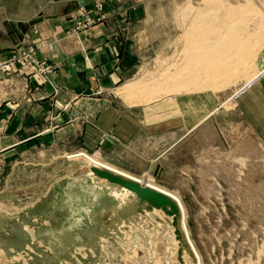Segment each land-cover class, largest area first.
Segmentation results:
<instances>
[{"label": "rangeland", "instance_id": "374dc122", "mask_svg": "<svg viewBox=\"0 0 264 264\" xmlns=\"http://www.w3.org/2000/svg\"><path fill=\"white\" fill-rule=\"evenodd\" d=\"M53 1L0 0V37L8 35L13 21L25 35L28 24L42 18L40 12L53 9ZM139 3L148 16L143 32L129 34L128 77L109 91L114 102L172 107L175 98L199 93L216 101L218 108L212 112L216 119L235 110L238 97L264 74V0ZM120 4L123 0L78 1L65 36L79 37L105 24ZM189 29L196 30L193 34ZM237 33L255 48L247 66L236 63L214 76L204 70L196 76L193 66L198 59L192 52H205L207 61L221 59L226 51L238 50L236 44H229L230 50L219 49ZM56 42L55 37L39 45L20 42L10 56L0 59L2 63L21 59L12 70L0 71V108L19 100L32 103V76L46 78L52 73V66L38 60L37 53L53 49ZM130 82L136 84L134 92L118 94ZM215 119H209L205 133L214 131ZM81 133L82 128L53 143L0 146V264H264L261 142L223 144L211 137L205 144L199 133L192 159L187 158L191 161H185L184 146L177 145L160 157L166 158L161 170L157 163L141 169L126 160H111L102 150L83 145ZM108 136L102 133L99 147ZM78 151L179 196L197 256L177 204L102 172L82 156L73 157Z\"/></svg>", "mask_w": 264, "mask_h": 264}, {"label": "crops", "instance_id": "0c3cea01", "mask_svg": "<svg viewBox=\"0 0 264 264\" xmlns=\"http://www.w3.org/2000/svg\"><path fill=\"white\" fill-rule=\"evenodd\" d=\"M78 1L54 0L53 9L40 12L42 18L30 22L25 35H20L13 21L8 35L0 37V59L10 56L20 42L39 45L41 40H57L53 49L42 48L37 53L38 60L52 66V73L46 78L38 73L32 76V103L19 100L0 108L2 149L53 143L82 128L83 145L102 150L111 160H126L141 169L157 163L162 170L166 158L160 157L177 145L184 146L185 161H191L194 138L199 133L207 140L205 144L209 138L218 137L223 144L257 140L264 145V74L238 97L235 110L216 119L212 113L218 108L216 101L199 93L175 98L172 107L125 106L110 99L109 91L128 77L129 34L143 32L148 14L139 0H123L108 22L79 37H68L65 31ZM211 117L215 119L214 131L209 134L203 129ZM102 133L109 136L99 147Z\"/></svg>", "mask_w": 264, "mask_h": 264}, {"label": "bare ground", "instance_id": "6f19581e", "mask_svg": "<svg viewBox=\"0 0 264 264\" xmlns=\"http://www.w3.org/2000/svg\"><path fill=\"white\" fill-rule=\"evenodd\" d=\"M210 1V0H209ZM261 12V11H260ZM264 13V12H263ZM183 15V14H182ZM189 15V14H188ZM191 16V15H190ZM197 16V15H196ZM224 16V15H223ZM263 16V15H262ZM194 19V18H193ZM219 19V18H218ZM196 20V19H195ZM222 20V19H221ZM231 20V19H230ZM233 20H234V18H233ZM236 20V19H235ZM207 21V20H206ZM208 22V21H207ZM211 22V21H210ZM200 23V22H199ZM205 24V23H204ZM213 24V23H212ZM206 25V24H205ZM197 26V25H196ZM207 26V25H206ZM192 27V26H191ZM194 28V27H193ZM235 29V28H234ZM190 30V31H189ZM188 31H189V33H191V32H193V34H194V32H195V30L196 29H189ZM199 31H201V30H199ZM200 34H201V32H199ZM197 34V33H196ZM211 34V33H210ZM238 34V33H237ZM237 34H234L232 37H229L230 39H229V42L227 41H224V43H220L219 44V49L220 50H222L223 48L225 49V48H229V50H230V47H231V45H229V44H236L237 46L236 47H238V50L236 51V52H234L233 50V52L232 53H228L226 50V52L224 53V54H226V55H224V57L223 58H221V59H219V58H217L216 57V59L214 60V61H207L205 58H203V55L205 54V52H196V51H193L192 52V54L194 55V56H196L195 58L196 59H198L197 60V62H194V63H196V65L195 66H193L194 67V71L197 73L196 74V76L197 75H199V76H201L202 74H203V70H204V72H212V76H214L215 74H218V72H221V70L222 69H224V68H226V67H229L230 65H233L234 66V64H238V63H245V65L247 66V64L246 63H249L248 62V60L249 59H247L248 58V56H249V54L250 53H254L253 51L255 50V48H252V45L251 44H249V42L247 41V40H245V38H246V36L245 37H243V35H242V37L239 35L240 34V32H239V34L237 35ZM198 35V34H197ZM201 35H203V33L201 34ZM215 35V34H214ZM219 35V34H218ZM194 37H195V35H193ZM210 36H212V35H210ZM198 37V36H197ZM197 37L196 38H194V39H197ZM203 37V36H202ZM208 37V36H207ZM216 38H217V35H216ZM244 38V39H243ZM201 39H203V38H201ZM200 39V40H201ZM219 38H217V40H218ZM209 40H211V39H209ZM215 40V39H214ZM221 40V39H220ZM192 41H193V39H192ZM195 41V40H194ZM204 41V43L205 42H207L208 41V39L205 41V40H203ZM250 41V40H249ZM215 42V41H214ZM254 42V41H253ZM196 43V42H195ZM193 44V43H192ZM201 44V43H200ZM226 44V45H225ZM254 44V43H253ZM255 44H256V42H255ZM195 45V44H194ZM210 45H212V43H210ZM218 45V44H217ZM233 45V46H234ZM251 45V46H250ZM210 47V46H209ZM199 48V47H198ZM207 48V47H206ZM232 48V47H231ZM235 49V48H234ZM190 50V49H189ZM205 50V49H204ZM224 51V50H223ZM238 52H242L243 53V55H241V54H238ZM236 53V54H235ZM214 54V53H213ZM221 55H222V53H221ZM191 56V55H190ZM221 57V56H220ZM252 57V56H251ZM188 58H189V56H188ZM210 58H211V56H210ZM192 59V58H191ZM188 60H190V58L188 59ZM220 60H222V61H220ZM184 61V60H183ZM179 63V62H178ZM242 65V64H241ZM249 65V64H248ZM251 65V64H250ZM249 65V66H250ZM184 67H185V65H184ZM187 67V66H186ZM245 68V67H244ZM244 68H243V70H244ZM251 68V67H250ZM178 69V68H177ZM240 69H242V68H240ZM245 69H247V67L245 68ZM184 70V69H183ZM235 70V69H234ZM236 70H239V69H236ZM248 70V69H247ZM226 72V71H225ZM227 72H229V71H227ZM230 72H232V71H230ZM240 72V71H239ZM244 72H245V70H244ZM175 73V72H174ZM181 73V72H180ZM189 74H190V72H189ZM192 74V73H191ZM234 74V76H235V74L237 75V73L235 72V73H233ZM183 75V74H182ZM220 75V74H219ZM230 75V74H229ZM252 75V74H251ZM189 76V75H188ZM231 76V75H230ZM250 76V75H249ZM180 77H182V76H180ZM218 77V76H217ZM220 77V76H219ZM176 78V77H175ZM178 78V77H177ZM216 78V77H215ZM179 79V78H178ZM188 79V78H187ZM249 81V80H248ZM190 84V83H189ZM135 87H136V84H134V83H128V84H125L124 86H122V87H120L118 90H119V93L118 94H122V95H129V94H132L133 92H134V89H135ZM130 101V100H129ZM133 103V102H132ZM131 103V104H132ZM134 104V103H133ZM75 155V154H74ZM76 156H82V157H84L86 160H88L90 163H92L93 164V166H95L96 168H98L99 170H101L102 172H105V173H108L109 175H112V176H115V177H117V178H119V179H121V180H123V181H125V182H127V183H131V184H133V185H136V186H139V187H141V188H144V189H147V190H150V191H152V192H154V193H156V194H158V195H160V196H163L165 199H168V200H170V201H172L173 203H175V204H177L179 207H180V209H181V211H182V214H183V219H182V226H183V228H185L184 229V232H185V235H186V237H187V240H188V242H189V245L191 246V248H192V250L195 252V254L197 253V251H196V249H195V247H194V245H193V243H192V241H191V239H190V236H189V231L187 230V227H186V222H185V215H186V213H185V209H184V207L182 206V202H181V199H180V197L179 196H177L176 194H174V193H172V192H170L169 190H167V189H165V188H163V187H160V186H158V185H156V184H154V183H152V182H150V181H148V180H145V179H142V178H139V177H137V176H135V175H132L131 173H129V172H125V171H123V170H121V169H119L118 170V168H116V167H114V166H111V165H109V164H107V163H105V162H103V161H101V160H98V159H96L95 157H92L91 155H89V154H87V153H85V152H81V153H79V154H77V155H75V156H73V157H76ZM225 157V156H224ZM226 158V157H225ZM217 159V158H216ZM214 160V159H212V162H214L215 161V163H216V161L217 160ZM214 160V161H213ZM210 162V161H209ZM218 163V162H217ZM224 166V165H223ZM196 256H197V254H196ZM199 258V257H198Z\"/></svg>", "mask_w": 264, "mask_h": 264}, {"label": "built area", "instance_id": "2783aa9c", "mask_svg": "<svg viewBox=\"0 0 264 264\" xmlns=\"http://www.w3.org/2000/svg\"><path fill=\"white\" fill-rule=\"evenodd\" d=\"M21 61L20 58L14 57L11 61L9 62H0V71H10L14 68L15 64L19 63Z\"/></svg>", "mask_w": 264, "mask_h": 264}, {"label": "water", "instance_id": "95a60500", "mask_svg": "<svg viewBox=\"0 0 264 264\" xmlns=\"http://www.w3.org/2000/svg\"><path fill=\"white\" fill-rule=\"evenodd\" d=\"M128 184H129V185H132V186H134V185H133V184H131V183H128ZM135 187H136V188H139V189H143V190H144V188H141V187H139V186H136V185H135ZM146 190H147V189H146ZM155 194H156V193H155ZM157 195H158V194H157ZM159 196H160V195H159ZM161 197H162L163 199H165L163 196H161ZM167 200H168V199H167Z\"/></svg>", "mask_w": 264, "mask_h": 264}]
</instances>
